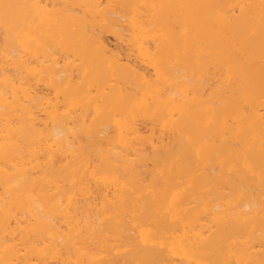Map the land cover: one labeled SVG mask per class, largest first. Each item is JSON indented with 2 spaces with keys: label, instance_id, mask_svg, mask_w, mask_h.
I'll use <instances>...</instances> for the list:
<instances>
[{
  "label": "bare ground",
  "instance_id": "obj_1",
  "mask_svg": "<svg viewBox=\"0 0 264 264\" xmlns=\"http://www.w3.org/2000/svg\"><path fill=\"white\" fill-rule=\"evenodd\" d=\"M0 264H264V0H0Z\"/></svg>",
  "mask_w": 264,
  "mask_h": 264
},
{
  "label": "rangeland",
  "instance_id": "obj_2",
  "mask_svg": "<svg viewBox=\"0 0 264 264\" xmlns=\"http://www.w3.org/2000/svg\"><path fill=\"white\" fill-rule=\"evenodd\" d=\"M110 38L114 39L113 36H108V38H106V39H109V40H110ZM110 41H111V40H110ZM110 41H108V42H110ZM114 41H115V40H114ZM115 42H116V41H115ZM115 42H111L110 44H111V45H112V44L114 45ZM117 43H118V42H117ZM115 44H116V43H115ZM114 46H115V45H114ZM114 46H113V47H114ZM121 46H122V44H121ZM116 47H117V45H116L113 49H115V50L118 52V54L121 55V56L124 55V53H127V52H128L126 49H125L126 52L124 51V49H123L124 46L121 47L123 50H121V49H120V51L117 50V49H119V47H120L119 43H118V48H116ZM127 49H128V48H127ZM116 51H114V52H116ZM117 52H116V53H117ZM119 52H121V53H119ZM122 53H123V54H122ZM127 54H128V53H127ZM125 55H126V54H125ZM125 55H124V56H125ZM126 56H127V55H126ZM139 123H142V124H141L142 126L144 125V122H143L142 120H139ZM145 129H146V128H145ZM145 129H144V130H145Z\"/></svg>",
  "mask_w": 264,
  "mask_h": 264
}]
</instances>
